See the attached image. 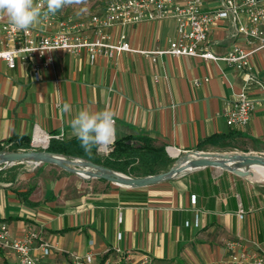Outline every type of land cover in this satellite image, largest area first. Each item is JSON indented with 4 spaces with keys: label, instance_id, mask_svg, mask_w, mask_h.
Returning a JSON list of instances; mask_svg holds the SVG:
<instances>
[{
    "label": "crops",
    "instance_id": "crops-1",
    "mask_svg": "<svg viewBox=\"0 0 264 264\" xmlns=\"http://www.w3.org/2000/svg\"><path fill=\"white\" fill-rule=\"evenodd\" d=\"M105 6L106 0H100L87 18L62 9L53 25L46 26L40 18L31 28L51 34L62 21L83 23L84 35L94 41L90 18L102 15ZM217 6L218 0H207L204 10ZM107 33L110 43L125 34L132 52L112 58L98 53L91 60L85 51H56L49 54L50 64L18 57L13 70L0 61V144H6L5 151L27 142L30 148L37 132L55 141L72 140L76 137L69 122L79 110L110 108L116 113L115 140L139 144V138L147 137L167 158L166 148L181 154L224 149L264 154V100L259 90H250L257 105L248 124L237 129L226 125L223 113L242 87L241 75L231 66L144 55L168 49L176 37L174 21L114 26ZM232 34L228 21L214 23L210 50L222 56L233 45L252 47ZM252 63L264 82V49L254 54ZM64 103L71 111L62 114ZM211 139L217 143H207ZM40 166L16 164L0 171V228L5 226L13 239L32 230L49 243V256L33 252L39 264H72V255L88 253L93 264H233L228 243L237 244L234 253L249 256L241 264H257V259L264 264V184L203 168L133 190ZM16 263L11 251L0 249V264Z\"/></svg>",
    "mask_w": 264,
    "mask_h": 264
},
{
    "label": "built area",
    "instance_id": "built-area-1",
    "mask_svg": "<svg viewBox=\"0 0 264 264\" xmlns=\"http://www.w3.org/2000/svg\"><path fill=\"white\" fill-rule=\"evenodd\" d=\"M207 0H106L102 15L90 18V26L95 37L90 41L84 35L83 23L73 24L70 21L60 22L55 32L45 34L30 28L27 31H18L10 23L0 17V61L5 62L9 70L16 66V59L22 60L36 58L45 59L50 64L49 54L64 51L77 55L85 51L93 60L96 54H104L112 58L115 53L132 52L127 43L125 34H120L116 42L110 43L107 31L112 27L126 28L143 22H160L172 20L176 25V37L169 41L168 49L145 53V56H172L192 57L205 62H224L231 66L242 78L240 92L228 104L223 116L226 125L237 129L245 127L251 119L257 102L250 97V90L257 89L264 100V82L255 74L253 56L264 49V0H218V6L212 10H204ZM46 10V6L45 9ZM46 26H51L56 21L55 15L41 16ZM228 21L233 28L232 37H241L252 47L245 50L238 45H233L230 50L218 56L210 50L209 29L218 21ZM38 67H34L37 72ZM38 82V75H35ZM207 82V80H205ZM194 81V86H199ZM39 135V134H38ZM45 143H35L37 133L32 135L30 150H45L51 138L45 134ZM113 150V145L107 149L97 150L99 154L108 156ZM166 153L172 160L181 153L173 156L171 148H166ZM24 151V150H22ZM176 151V150H175ZM195 203V198H191ZM243 212H239V219ZM36 244V246H35ZM235 243H228L227 250L232 252L230 261L233 264L248 262L249 256L245 252L234 253ZM0 249L11 251L17 260L16 264H39L33 256L34 251L40 252L44 258L51 254V246L43 241L35 231L28 230L20 239H13L5 226L0 228ZM72 264H93V256L88 253L84 256L72 255ZM262 259H257V264H262Z\"/></svg>",
    "mask_w": 264,
    "mask_h": 264
},
{
    "label": "water",
    "instance_id": "water-1",
    "mask_svg": "<svg viewBox=\"0 0 264 264\" xmlns=\"http://www.w3.org/2000/svg\"><path fill=\"white\" fill-rule=\"evenodd\" d=\"M16 164L33 165L34 167L50 165L84 181L103 180L115 186L133 190L183 177L194 170L203 168H214L229 172L243 180L256 184L264 183L252 181L254 167H264V154L254 155L236 152L219 154L189 151L177 156L168 170L155 175L136 178L85 159L67 157L47 151H5L0 153V171Z\"/></svg>",
    "mask_w": 264,
    "mask_h": 264
},
{
    "label": "clouds",
    "instance_id": "clouds-1",
    "mask_svg": "<svg viewBox=\"0 0 264 264\" xmlns=\"http://www.w3.org/2000/svg\"><path fill=\"white\" fill-rule=\"evenodd\" d=\"M86 2L87 0H0V17H6L16 30L27 31L39 22L42 15H55L66 7ZM60 110L62 114L68 113L71 105L64 103ZM115 116V111L110 108L100 111L85 108L70 120L71 134L80 141L85 153L90 155L93 147L99 151L115 143Z\"/></svg>",
    "mask_w": 264,
    "mask_h": 264
},
{
    "label": "trees",
    "instance_id": "trees-1",
    "mask_svg": "<svg viewBox=\"0 0 264 264\" xmlns=\"http://www.w3.org/2000/svg\"><path fill=\"white\" fill-rule=\"evenodd\" d=\"M130 139L115 140L112 152L104 159L99 160L96 155V147H93L91 154L85 153L77 138L66 141L51 140L47 152L61 154L67 157L81 158L94 164L103 166L116 172L131 177H146L166 171L174 163L167 158L164 149H154L147 137L139 138V144H129ZM211 145L217 140L211 139L207 142ZM5 145L0 144V153L5 152ZM19 149L28 151L29 143L22 147L11 146L10 152H17Z\"/></svg>",
    "mask_w": 264,
    "mask_h": 264
},
{
    "label": "rangeland",
    "instance_id": "rangeland-1",
    "mask_svg": "<svg viewBox=\"0 0 264 264\" xmlns=\"http://www.w3.org/2000/svg\"><path fill=\"white\" fill-rule=\"evenodd\" d=\"M99 1L100 0H87V2L85 4H82V5H75V6H71V7H66L63 9L64 13L67 14V15H70V16H76L78 18H87L89 13H91V11H93L98 5H99ZM81 9H83V11H81ZM234 150L232 149H224V150H214V151H205L204 152H207V153H219V154H230V153H233ZM96 155L97 157L99 158V160H102L104 158H106L107 156H104L102 154H99L97 152V148H96ZM170 159V158H169ZM172 162L175 161L170 159ZM25 166H28L30 168H34L33 165H26ZM45 166H50V165H43V167ZM42 166H38V167H35V169L37 168H40ZM264 184V183H262Z\"/></svg>",
    "mask_w": 264,
    "mask_h": 264
},
{
    "label": "bare ground",
    "instance_id": "bare-ground-1",
    "mask_svg": "<svg viewBox=\"0 0 264 264\" xmlns=\"http://www.w3.org/2000/svg\"><path fill=\"white\" fill-rule=\"evenodd\" d=\"M45 141L46 140H45L44 135L41 134L40 132H37L35 143L40 144V143H45ZM171 153L173 156L177 155V153L173 152L172 150H171ZM252 173H253L252 181L264 182V167H254Z\"/></svg>",
    "mask_w": 264,
    "mask_h": 264
}]
</instances>
